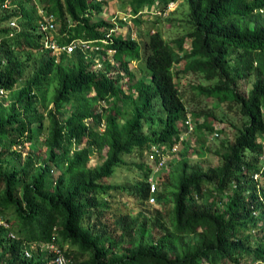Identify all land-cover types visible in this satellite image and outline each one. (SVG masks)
<instances>
[{
    "label": "trees",
    "instance_id": "1",
    "mask_svg": "<svg viewBox=\"0 0 264 264\" xmlns=\"http://www.w3.org/2000/svg\"><path fill=\"white\" fill-rule=\"evenodd\" d=\"M105 1L39 0V14L26 0H0V88L11 91L25 67L33 66L11 95V104L0 103V169L1 157L13 152L12 147L35 144L32 125L42 127L48 118L43 159L34 164L29 157L19 169L0 170V215L7 224L0 226V264H54L52 251L41 246L49 243L71 264H264V0H186L187 29L177 41L178 55L159 30H152L143 44L147 72L138 77L123 59L142 57L138 41L130 32L126 37L110 33L114 22L93 20ZM120 1L138 24L146 8L164 10L175 0ZM14 19L17 27L11 25ZM47 21L53 28H42ZM109 34L113 43L98 52L114 50L117 62L105 59V69H97L93 51L82 50L77 42ZM47 36L59 46L74 47L53 53L43 43ZM180 61L182 72L216 79L211 89L197 88L228 100L242 122L234 138L221 143L217 165L203 169L183 153L175 183L165 180V187L171 185L173 229L161 228L147 240L141 237L136 244L119 247L120 240L90 227L92 215L103 214L106 204L97 196L126 189L107 182L123 166L136 168L143 180L140 192L149 194V150L152 145L169 149L187 112L174 79ZM111 69L118 74L109 75ZM249 74L253 84L244 94L236 78ZM49 80L56 83L53 107L44 113L39 94ZM64 105L69 106L66 116ZM193 116V133H214L210 120ZM94 149L105 153L92 166L88 163ZM126 155L140 161H127ZM153 193L160 203L165 191ZM8 211L14 214L12 220L5 216ZM33 243L31 256L25 257L23 249Z\"/></svg>",
    "mask_w": 264,
    "mask_h": 264
},
{
    "label": "rangeland",
    "instance_id": "2",
    "mask_svg": "<svg viewBox=\"0 0 264 264\" xmlns=\"http://www.w3.org/2000/svg\"><path fill=\"white\" fill-rule=\"evenodd\" d=\"M30 6H36L38 13L41 14V3L39 0H26ZM128 6L122 4L120 0H106L103 6V12L94 17L93 20L102 17L103 19L113 21L117 25L115 35L122 37L130 36L137 40L141 53L137 59H129L124 57L125 61H128L129 69L134 73L136 77L147 71L144 68L143 63V44L147 40V36L152 30H159L163 35L165 41L174 49L175 55H178L177 41L186 33V18L188 13V5L186 0H175L169 2L166 9L158 11L157 8H146L138 16L139 23L136 24L134 19H129V12H127ZM127 15V16H125ZM125 16V17H124ZM123 17L126 21L123 22ZM12 27H17V21L14 19L11 22ZM114 52L110 51L108 54H100L99 58L108 61L112 65L116 64L114 58ZM116 67V66H115ZM183 61L178 62L174 66V76L177 83L181 98L186 107V111L193 115L198 116V120H210L214 125V133L202 130L197 133H192L185 139L184 142L178 143L173 149H165L156 153L149 150V166L152 170L149 182H153L157 193L160 190L165 191L164 197L160 203H150L151 196L155 197L152 193L143 196L140 192L139 186L142 184L141 178L136 173V168L129 171L126 166L115 168L114 174L107 179V182L114 185L126 186L124 190L111 191L108 195L97 196L98 201L106 203L103 214L98 216L92 215L90 221V227L95 233L104 231L111 239L120 240L119 247H129L132 243L136 244L141 240L148 239V235L152 232L158 231L161 228L173 229L175 224L174 205L172 202L171 185L165 187V180L169 179L170 183H175V169L178 161L182 159V154L185 153L190 164L198 165L203 169L217 165L220 162V158L217 151H222V142L231 141L236 134V127L240 126L242 117L237 115L232 105L225 100L220 101L217 96L207 95L200 91L197 87H206L211 89L216 79L208 80L200 73L194 72H182ZM105 69L104 63L101 69ZM99 69V68H98ZM117 69L112 70L113 77L118 73ZM33 72L32 64L25 67L22 80L11 90L7 91L6 98L1 99L3 107L11 104V95L14 91L19 89V86L23 81ZM121 71V77H123ZM126 75V74H125ZM124 75V77H125ZM237 88L244 94L250 90L253 84V76L249 74L242 78H236ZM54 81H48L45 87L39 94V110L46 113L45 108L50 109L53 107L51 103V97L55 87ZM122 84V89L127 92L126 86ZM98 105L104 106L103 102H99ZM64 113L62 116H66L69 112V106L64 105ZM156 113L160 114V108H157ZM104 113V112H103ZM62 117L61 115H59ZM48 118L44 120V125L39 126L38 122L32 125L33 131L36 134L35 144H24L21 146H14L13 152H6L1 157V169L3 171H12L15 168L24 166L27 159L30 157L34 164L39 163L44 157L45 147L43 145V139L47 133ZM86 122L91 123L89 119ZM181 129H184L183 125H179ZM100 125L99 129H101ZM200 136V137H199ZM200 138V139H199ZM175 149V150H174ZM105 150H93L89 156V165H95L100 163L103 159ZM127 161L139 162V158H134L133 155H126ZM161 163V164H160ZM254 179L259 180V176H254ZM165 188V189H164ZM2 187H0V192ZM211 199H218V196L214 192H205ZM209 198V199H210ZM9 220H12L14 214L10 211L5 215ZM159 223L162 225L160 226ZM123 233V236L120 235ZM132 242V243H131ZM2 249L0 248V252Z\"/></svg>",
    "mask_w": 264,
    "mask_h": 264
},
{
    "label": "built area",
    "instance_id": "3",
    "mask_svg": "<svg viewBox=\"0 0 264 264\" xmlns=\"http://www.w3.org/2000/svg\"><path fill=\"white\" fill-rule=\"evenodd\" d=\"M123 19H124V17H123ZM42 28L43 29L53 28V24L50 21H47V25L42 26ZM107 37H110V35H108ZM43 43H44L45 47H49L52 50L53 53H60L61 51L70 52L73 49V47H74L73 44L59 46L51 38V36L45 37ZM104 43H107V42L104 41ZM77 44L82 50H92V51H94V50L98 49V46L96 44H93V42H89V41H78ZM6 95H7V90H5L3 88H0V98L4 97ZM180 125H183L184 129L181 130V132L178 134V138H177L176 142L172 146H170L169 149L175 148L178 145V143H182L187 137H189L193 133L194 123H193L192 116L190 114H186L185 120ZM165 149H167V147H161L160 148V147H157L155 145H152L151 148H150L151 151L153 150L156 153H159L162 150L164 151ZM154 190H155L154 183L150 182V184H149V192H150V194H152ZM149 201H150V203H154L155 202L154 196H151ZM0 226H3V227L7 226V224L5 223V221L3 220L1 215H0ZM9 235L11 237H13V233H9ZM34 246H36V244L33 243L30 246V248H27V247L24 248L23 249V255L25 257H30L31 256V249ZM41 246H43L44 248L49 249L50 251H52V253H53V263L54 264H71L70 259L68 257H66L64 255L63 251L60 248H58L57 246H55L54 244H52V243L41 244Z\"/></svg>",
    "mask_w": 264,
    "mask_h": 264
},
{
    "label": "clouds",
    "instance_id": "4",
    "mask_svg": "<svg viewBox=\"0 0 264 264\" xmlns=\"http://www.w3.org/2000/svg\"><path fill=\"white\" fill-rule=\"evenodd\" d=\"M129 15V19H131L133 16H131L130 14H128ZM125 16H127V15H125ZM124 16V17H125ZM124 21H126V19H123V22ZM113 22V21H112ZM115 24V23H114ZM118 25V24H117ZM117 25H115V28L114 29H112V30H110V33H112V34H115V30H116V26ZM110 35V34H109ZM108 36V35H107ZM113 36L112 35H110V37H106V38H104V39H102V40H94V41H92L93 42V44H96L97 46H98V49H99V47L101 46V47H104V46H109L111 43H113V38H112ZM104 41H106L107 43H104ZM98 49L97 50H94L93 52H92V54H93V56H92V60H93V62H94V67L95 68H99V69H101V67H102V65H103V63H102V60H104V59H101V58H99V55H100V52H98ZM110 51H112V52H114V50H112V49H108L107 50V54L110 52ZM114 54V53H113ZM186 114H190V113H188V112H186ZM191 115V114H190ZM192 116V115H191Z\"/></svg>",
    "mask_w": 264,
    "mask_h": 264
}]
</instances>
